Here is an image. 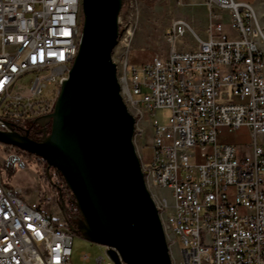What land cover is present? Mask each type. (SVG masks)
<instances>
[{
    "label": "built area",
    "instance_id": "1",
    "mask_svg": "<svg viewBox=\"0 0 264 264\" xmlns=\"http://www.w3.org/2000/svg\"><path fill=\"white\" fill-rule=\"evenodd\" d=\"M204 5L203 35L183 19L172 20L163 30L167 53L139 70L128 59L134 30L119 15L120 95L135 119L134 137L141 143L144 126L151 131L150 164L141 162L142 145L136 153L147 189L167 190L171 200L151 196L169 252L177 248L172 263L264 264V31L249 3ZM82 23V0H0V131H9L6 123L40 128L33 121L53 112ZM25 79L23 93L18 82ZM51 85L58 88L55 97L44 94ZM157 110L170 112L166 124L153 118ZM240 128L252 139L244 154L218 141ZM192 150L200 164H190ZM59 186L61 200L71 202L67 187ZM55 201L58 221L41 200L26 203L0 176V264H72L70 221L77 212L63 214L57 195Z\"/></svg>",
    "mask_w": 264,
    "mask_h": 264
},
{
    "label": "water",
    "instance_id": "2",
    "mask_svg": "<svg viewBox=\"0 0 264 264\" xmlns=\"http://www.w3.org/2000/svg\"><path fill=\"white\" fill-rule=\"evenodd\" d=\"M121 9L122 0H82L77 55L53 112L33 121L41 137L32 140L29 131L21 135L6 123L0 143L38 158L47 175L51 169L59 174L77 210L72 232L104 247L113 264H173L112 60Z\"/></svg>",
    "mask_w": 264,
    "mask_h": 264
},
{
    "label": "rangeland",
    "instance_id": "3",
    "mask_svg": "<svg viewBox=\"0 0 264 264\" xmlns=\"http://www.w3.org/2000/svg\"><path fill=\"white\" fill-rule=\"evenodd\" d=\"M237 1V0H236ZM260 12L257 17L260 25L264 31V0L261 1ZM127 6L121 9L122 26L127 28L130 26L134 30L133 40L130 47L129 62L135 65L138 70L147 62V58L154 57L156 54L165 55L167 53V45L163 39V29L174 19H184L177 15L178 9L187 12V8H182L176 0H126ZM179 5V6H178ZM198 18L206 19V15H198ZM186 20V19H184ZM187 21V20H186ZM192 27V24H190ZM119 27L120 32L122 28ZM193 28V27H192ZM191 44L190 40H187ZM122 45L117 44L113 51L112 60L117 62L120 67L122 54ZM128 78V77H127ZM19 90L26 93L28 90V79L18 82ZM57 86H48L44 91L45 96L55 97ZM170 117L168 110H157L154 114V119L159 124H166ZM151 131L147 125L144 126V137L141 140L139 137H134V145L136 151L141 150L142 145V163L148 166L151 162L152 149L150 148ZM251 136L247 128H240L231 134H223L218 137L219 142H226L234 145L242 154L248 152L249 144L251 143ZM264 149V147H263ZM195 158L189 160L190 164H200L202 160L199 157L198 150H192ZM14 156L18 162H15V172L12 176H7L6 173H0L1 178L6 180L7 185L20 194L21 198L28 204L41 200L43 202V209L46 212H51L53 218L60 220V214L57 209L56 195L57 190H52V183H56L58 178L51 170L47 175L45 171V164L31 163L19 155L17 148L11 147L7 150L3 145H0V164H4L10 157ZM151 196L168 197L167 190L156 191L152 187L149 189ZM170 238L171 236L168 235ZM175 245V244H174ZM177 248H175V254ZM82 254L90 256L89 262L80 261ZM172 248H171V253ZM171 255V256H172ZM102 257L105 264L108 262L105 256V249L102 246L93 244L85 240L80 234L74 233L71 263L72 264H98L97 259ZM173 257H176L173 255Z\"/></svg>",
    "mask_w": 264,
    "mask_h": 264
},
{
    "label": "crops",
    "instance_id": "4",
    "mask_svg": "<svg viewBox=\"0 0 264 264\" xmlns=\"http://www.w3.org/2000/svg\"><path fill=\"white\" fill-rule=\"evenodd\" d=\"M183 1L187 5L185 7L182 6V8H187L188 11L187 12H183L184 10L178 9L177 15L179 17H182V18L186 19L189 24H192L193 29L196 30L202 36L203 35V31H204V27L206 25V20H207V10H206V7L204 5V3L207 0H183ZM237 1L246 2V3L251 4L254 7L255 12L258 15L261 14L260 7H261V3H262L261 1L262 0H237ZM176 2H177V0H176ZM202 14H204V16L206 15V19L204 18L203 20H201V19L198 18V15L201 16ZM221 16L223 18H226V15L224 13H222ZM225 31H226V33L229 32L227 26H225ZM151 59H152V57L147 58V62L150 61ZM19 196H20V194H19Z\"/></svg>",
    "mask_w": 264,
    "mask_h": 264
},
{
    "label": "trees",
    "instance_id": "5",
    "mask_svg": "<svg viewBox=\"0 0 264 264\" xmlns=\"http://www.w3.org/2000/svg\"><path fill=\"white\" fill-rule=\"evenodd\" d=\"M141 1V0H140ZM155 1V0H154ZM126 6V0H122V9L124 8ZM19 128H17V130H18ZM25 131V130H24ZM28 131H29V138L30 139H32L33 140V138L31 137V134H36L35 132V127H33V126H29L28 127ZM19 151V150H18ZM19 155H21L22 156V158H24L25 160H28L29 162H33V163H39V164H43V163H41L40 161H39V159L38 158H36L35 156H32V155H29V154H27V153H25V152H21V151H19ZM15 162H18V160H17V158H15V157H10L4 164H0V173H6V175L7 176H12V174L15 172ZM52 170V169H51ZM50 170V171H51ZM53 172H54V174H55V176L58 178V181L56 182V183H52V190L53 191H58V189H59V185H60V183H63V181H62V179L60 178V176H59V174L56 172V171H54V170H52ZM2 181H3V183L6 185V186H8L7 185V182H6V180L4 179H2ZM74 212H77V210H76V208L74 209Z\"/></svg>",
    "mask_w": 264,
    "mask_h": 264
},
{
    "label": "flooded vegetation",
    "instance_id": "6",
    "mask_svg": "<svg viewBox=\"0 0 264 264\" xmlns=\"http://www.w3.org/2000/svg\"><path fill=\"white\" fill-rule=\"evenodd\" d=\"M33 127H35V131L40 130V128H38L37 126H33ZM49 129H50V124L46 126V130L48 131ZM23 130H28V125L20 126L17 131L19 134H23ZM31 137L33 138V140H38L41 137V134L38 133L31 134ZM59 194L63 195V191L62 192L57 191V196H59ZM62 200L65 203L67 214L74 215L76 212H74L75 209L74 205L70 202L71 198H64V196H62Z\"/></svg>",
    "mask_w": 264,
    "mask_h": 264
},
{
    "label": "bare ground",
    "instance_id": "7",
    "mask_svg": "<svg viewBox=\"0 0 264 264\" xmlns=\"http://www.w3.org/2000/svg\"><path fill=\"white\" fill-rule=\"evenodd\" d=\"M154 198L157 200V199H159L160 197H159V195H158V196L154 195ZM163 217H164V216H163ZM175 248H176V245H173V246H172V252H173V255H174V256H177V255L175 254ZM176 252H177V250H176Z\"/></svg>",
    "mask_w": 264,
    "mask_h": 264
}]
</instances>
